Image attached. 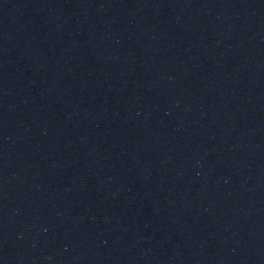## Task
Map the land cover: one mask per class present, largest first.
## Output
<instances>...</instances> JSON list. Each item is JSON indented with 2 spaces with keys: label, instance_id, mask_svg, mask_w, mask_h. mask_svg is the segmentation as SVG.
Wrapping results in <instances>:
<instances>
[{
  "label": "water",
  "instance_id": "water-1",
  "mask_svg": "<svg viewBox=\"0 0 264 264\" xmlns=\"http://www.w3.org/2000/svg\"><path fill=\"white\" fill-rule=\"evenodd\" d=\"M40 0H0V245L18 172Z\"/></svg>",
  "mask_w": 264,
  "mask_h": 264
}]
</instances>
